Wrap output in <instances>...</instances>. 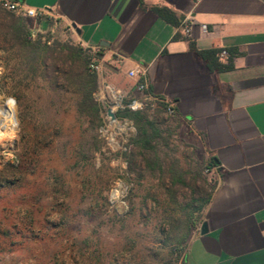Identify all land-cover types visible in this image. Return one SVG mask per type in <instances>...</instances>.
Returning <instances> with one entry per match:
<instances>
[{
    "label": "rangeland",
    "instance_id": "374dc122",
    "mask_svg": "<svg viewBox=\"0 0 264 264\" xmlns=\"http://www.w3.org/2000/svg\"><path fill=\"white\" fill-rule=\"evenodd\" d=\"M8 12L0 6V108H12L17 121L0 137V181L11 176L10 166H19L17 176L28 182L31 196L0 193V264H185L205 210L179 246L173 230L183 219L180 206L211 196L218 183L201 140L161 100L140 95L128 101V107L141 104L137 110L162 124L167 138L161 169L148 168V156L130 142L133 123L107 113L124 103L108 108L97 91L104 127L79 119L78 95L61 77L71 66L67 47L92 56L76 31L48 13L29 19ZM14 27L30 43L50 46L38 71L21 56ZM44 70L60 77L56 88ZM175 162L186 173L185 187L172 186Z\"/></svg>",
    "mask_w": 264,
    "mask_h": 264
},
{
    "label": "crops",
    "instance_id": "0c3cea01",
    "mask_svg": "<svg viewBox=\"0 0 264 264\" xmlns=\"http://www.w3.org/2000/svg\"><path fill=\"white\" fill-rule=\"evenodd\" d=\"M15 1L79 28L105 106L139 97L145 78L217 162L218 183L185 264H264V0ZM207 50H220L217 63L229 67L209 68L198 53Z\"/></svg>",
    "mask_w": 264,
    "mask_h": 264
},
{
    "label": "trees",
    "instance_id": "16d2710c",
    "mask_svg": "<svg viewBox=\"0 0 264 264\" xmlns=\"http://www.w3.org/2000/svg\"><path fill=\"white\" fill-rule=\"evenodd\" d=\"M154 11L166 20L172 21V13L168 10L154 8ZM8 14L14 15L12 12H8ZM13 29L14 39L21 49V56L27 64L33 66L35 71H38L41 66L45 65L48 59V55L51 52L50 46L41 45L40 43H30L23 35L20 27H14ZM66 49L71 66L67 72H63L61 77L64 83L69 88L74 89L78 95L76 110L79 119L88 122L92 128L98 130L105 125L103 115L105 110L96 97V92L98 91V73L90 70V65L95 61V58L82 50H75L70 47ZM198 53L204 60H207L208 66L211 69L221 70L229 67L221 66L217 63V58L221 54L220 50H207ZM45 75L49 77L52 87L56 88L60 77L54 76V71L52 75L47 76L44 70ZM129 104L130 102H125L123 107L117 110L115 116L118 120H129L133 123L136 135L131 138L130 142L135 149L148 156V158H145L147 167L152 170L161 169L160 147L167 140L164 136L162 124L157 122V120H151L145 111L131 110L128 107ZM210 163L213 167H217V162L214 159H211ZM10 168L12 169L11 176H5L0 181V193L7 191L8 194L11 193L20 200L28 199L31 196L29 186L27 185L28 182H22L21 178L17 176L18 172L23 173L21 167L10 166ZM169 174L173 187L187 186L186 173L178 162L171 165ZM196 195L199 196L198 193H195ZM211 196L208 195L205 199L195 197L186 206H180L183 219L173 230L176 232L175 240L179 246H183L189 240L193 230L198 225L200 215L209 204Z\"/></svg>",
    "mask_w": 264,
    "mask_h": 264
},
{
    "label": "built area",
    "instance_id": "2783aa9c",
    "mask_svg": "<svg viewBox=\"0 0 264 264\" xmlns=\"http://www.w3.org/2000/svg\"><path fill=\"white\" fill-rule=\"evenodd\" d=\"M0 6H2L4 9H6L10 12L16 13L18 15H22V16L29 18V19H37L46 13L44 10H37L34 8L26 7L23 4H21L20 2L15 1V0H0ZM183 30H184L185 35L189 36L191 33V23L190 22L186 23ZM90 70H92V71L98 70V67L95 64V61L90 65ZM139 73L142 74L143 77L146 76V70H144L142 72H137V71L136 72H130L129 75L131 77H134V76L138 75ZM137 90L145 99H152V100L153 99H159V98L153 97L150 94L149 86H148V83H147L145 78L138 85ZM159 100H161L162 102L165 103L166 108H167V112L169 114H173V115L176 114V110H175V107H174L172 102L165 100V99H159ZM129 107L132 110H137L139 107H141V104H138L137 101H134L132 103V105H130Z\"/></svg>",
    "mask_w": 264,
    "mask_h": 264
},
{
    "label": "bare ground",
    "instance_id": "6f19581e",
    "mask_svg": "<svg viewBox=\"0 0 264 264\" xmlns=\"http://www.w3.org/2000/svg\"><path fill=\"white\" fill-rule=\"evenodd\" d=\"M16 121V113L12 108H0V137L11 132L16 127Z\"/></svg>",
    "mask_w": 264,
    "mask_h": 264
},
{
    "label": "water",
    "instance_id": "95a60500",
    "mask_svg": "<svg viewBox=\"0 0 264 264\" xmlns=\"http://www.w3.org/2000/svg\"><path fill=\"white\" fill-rule=\"evenodd\" d=\"M72 28L78 33L80 34V30L79 28H77V26L75 24L72 25ZM108 115L112 118V120H115V114L113 112V110L109 109L107 111ZM207 233V224L204 223L201 227V234L202 235H205Z\"/></svg>",
    "mask_w": 264,
    "mask_h": 264
}]
</instances>
